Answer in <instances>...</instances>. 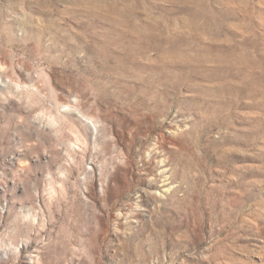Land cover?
<instances>
[{
	"label": "rangeland",
	"instance_id": "obj_1",
	"mask_svg": "<svg viewBox=\"0 0 264 264\" xmlns=\"http://www.w3.org/2000/svg\"><path fill=\"white\" fill-rule=\"evenodd\" d=\"M0 264H264V0H0Z\"/></svg>",
	"mask_w": 264,
	"mask_h": 264
}]
</instances>
